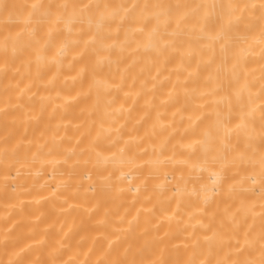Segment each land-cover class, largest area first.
I'll return each instance as SVG.
<instances>
[{
  "label": "bare ground",
  "instance_id": "obj_1",
  "mask_svg": "<svg viewBox=\"0 0 264 264\" xmlns=\"http://www.w3.org/2000/svg\"><path fill=\"white\" fill-rule=\"evenodd\" d=\"M0 264H264V0H0Z\"/></svg>",
  "mask_w": 264,
  "mask_h": 264
},
{
  "label": "rangeland",
  "instance_id": "obj_2",
  "mask_svg": "<svg viewBox=\"0 0 264 264\" xmlns=\"http://www.w3.org/2000/svg\"><path fill=\"white\" fill-rule=\"evenodd\" d=\"M202 142H207V139H205V138H204V139H202Z\"/></svg>",
  "mask_w": 264,
  "mask_h": 264
}]
</instances>
